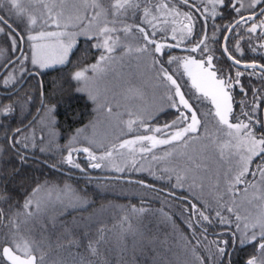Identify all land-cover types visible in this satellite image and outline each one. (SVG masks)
I'll return each mask as SVG.
<instances>
[{
	"label": "trees",
	"instance_id": "obj_1",
	"mask_svg": "<svg viewBox=\"0 0 264 264\" xmlns=\"http://www.w3.org/2000/svg\"><path fill=\"white\" fill-rule=\"evenodd\" d=\"M191 2L192 0H189V3ZM176 6L185 12L190 11L188 7L179 4ZM197 6L201 8L198 3ZM259 8H256V11ZM217 12L222 13V16H217L214 20L208 19L207 34L210 37L215 34L218 42L209 40L208 47L213 50L210 53L214 56L213 64L218 68L222 67L224 74L232 77L231 83L235 84L237 71L243 73L239 84L231 90L234 113L240 116L244 103L253 102L254 90H259L258 96H264V79L257 71L252 74V70L238 68L226 59L221 49L226 31H217V28H213V23L218 27L228 25L239 17L221 7ZM202 13V8L200 13L193 11L196 17L193 38L186 39L182 47L165 50L163 61L175 51L189 53L185 49L194 47L204 35L201 31ZM0 15L22 36L17 30V27L23 26L21 21L10 19L1 8ZM129 15L131 12L128 16L126 14L127 17ZM207 15L211 17L210 14ZM2 26L9 32L8 27ZM259 33L257 31L254 34L250 44L242 41L240 36H234L229 44L231 54L241 59V62L264 64V51L259 45ZM241 35L247 38L246 32H241ZM4 39L5 35L0 34V45H4L1 44ZM238 41L239 48L244 53L243 58L231 51ZM77 42L78 47L69 56L70 63L39 71L36 68H27L15 86H0V209L3 210L0 228L7 232L10 220L24 221V216L17 217L15 214L23 211L22 205L26 199L32 198L33 206L35 202L39 203L40 209L38 212L35 207L31 209L34 215L28 218L26 223L20 224V234L26 239L40 241L38 251L46 250V263H49L51 258L55 261L65 257L60 245L67 244L70 239L80 241L87 235L92 241L101 237L105 240L100 245V256L91 258L93 264H96L97 259L99 264H201L202 261L203 264H219L217 241H229L226 251L232 253L231 264H243L254 254V250L245 247L243 250L238 248L233 253V224H221L215 217V208L209 207L194 196L192 182H188L186 177L181 175L184 179L181 186L177 179L180 177L177 170L173 171L172 167L163 168V160L151 162L142 157V162H138L136 167H141L144 171L134 170L132 162L128 160L120 167L125 169L123 173L102 166L89 167L86 153L74 154V160L80 164L79 169L62 164L67 156V151L62 149L68 145L70 134L86 125L94 115L90 101L78 91L77 82L71 77L76 70L96 61L99 51L85 45L82 37ZM253 47L257 49L256 52L251 51ZM16 52L3 64L12 60L19 50ZM21 56L22 54L19 58ZM196 56L200 57L198 54ZM15 64L7 67L0 80ZM179 81L187 98L191 103H195V92L187 80L180 78ZM241 86L243 92L240 91ZM164 91L166 92V89ZM8 105H12L13 110L5 115L3 109ZM263 105H260L256 114V118L260 120ZM47 108L55 109L50 117L55 121L54 124L48 122ZM176 116V110L166 108L152 119L155 122L171 123ZM34 120L36 123H32ZM18 128L22 129V132L17 139L23 142L24 135L28 132H31L33 137L32 140L28 137V149L19 154L28 157L24 166L19 163V155L10 147L13 133ZM140 181L143 184L138 183ZM38 187L40 190L34 193L33 190ZM45 188L47 191H60L62 197L50 200L41 197L39 202L40 196L46 195ZM64 189L69 193L63 195ZM81 202L84 205L80 207L78 205ZM192 204L210 217V224L208 221L199 224L193 222L196 218L189 215ZM207 208L212 211H207ZM190 222H193L191 228L188 227ZM75 250L73 248V251ZM223 264H229L228 256L223 258Z\"/></svg>",
	"mask_w": 264,
	"mask_h": 264
},
{
	"label": "snow or ice",
	"instance_id": "obj_2",
	"mask_svg": "<svg viewBox=\"0 0 264 264\" xmlns=\"http://www.w3.org/2000/svg\"><path fill=\"white\" fill-rule=\"evenodd\" d=\"M7 2L10 11L15 10V14L20 16L22 20L26 18L25 26L34 34L28 36L29 42H32L31 51L30 55H25L19 45L23 37L19 33H16L11 25L6 24L4 17L0 16V25H5L9 28V32L5 33L4 28L0 27V34L8 37L12 52L19 50L22 53L21 58H18L16 62L9 61V64H19L21 76L17 77L13 73H9L8 77L3 80L4 87L15 86L20 81L24 71H26L24 68L25 62H30L37 71L55 64L70 63L69 56L78 47L77 41L80 37L83 38L85 45H90L92 49L99 51L101 54L95 64L81 68L73 73L71 79L77 82H87L89 78L86 74L89 71L94 74L103 71L102 65H107L113 60L118 50L123 49L127 55L142 56L150 54L156 57L153 61L154 66L157 68L161 81L166 82V86L171 93L168 96V107L176 109L177 116L171 123H165L162 127L156 128L150 127L145 121L141 120L138 123L144 126L145 131L153 134L136 135L133 139L123 140L119 145L120 149H128L130 154H134L136 152L135 146L140 145L139 153L144 155L152 153L153 149H157L159 146L182 144L191 139L194 134H198L201 128L204 127L201 117L197 114L198 109L193 107V103H190L189 99H186V94L181 90V85L177 83V79H174L175 73H170L169 71V67L175 63L177 70L182 67L184 73L191 79V87L201 94L200 96L193 94L194 102L203 103L205 99H210L211 104L214 106V112H210L209 114L215 118L217 131L220 134L219 139L223 141L222 143L218 141L220 148L219 155L221 157L227 155L230 162L235 161L231 170L226 174L228 184L225 186V195H227L229 190L236 189L239 185H244L245 191H247L248 186L251 184L259 193L255 198L264 201V120L256 118L258 108L261 104H264V96H258L259 90H254L253 102L251 104L244 103L241 115H235L231 90L235 85L239 84V78L243 73L240 71L236 72L235 84H233L231 83L232 77L226 76L222 67L218 68L213 64L214 56L210 54L213 50L208 47V41H218L215 34L211 37L207 34L208 19L214 20L217 16H222V13L216 11L217 7L228 9L238 16L239 19L234 20L228 25L218 27L213 23V28H217V31L222 29L229 33V35L223 37L225 43L222 51L228 56L233 65L243 67L246 70L250 69L252 70V74H255L256 70L259 69L261 78L264 79V64L252 62L242 65L241 59H237L235 55H232L229 49V44L234 36H240L242 41L250 44L254 38V34L260 29L258 38H264V7L260 8L259 13L256 12L258 6L264 5V0H248L247 6L241 0H208L212 13L211 17H209L206 14L207 7H205L204 13L201 14V31L204 35L195 43L194 47L185 49L190 54L182 60L179 57H169L168 60L163 62L161 60L165 55V50L172 47H180V43L183 41L177 42L174 45L158 42L156 36L160 34L164 37V30L158 32V25L155 22L158 20H161L164 24L170 22L173 25L171 27L173 33L172 39L175 40L177 35H180L184 39L190 40L193 38V29L196 23L193 11L196 13L201 12V8L197 6L196 0H192L191 3H189V0H116L107 9L103 7L100 0H82L86 13L89 8L95 10L94 14L90 17L87 14L84 16L78 14L65 16L63 9L66 0H48V2L38 0L45 10L39 14L32 13L30 7L33 5L26 6L24 0H7ZM177 4L182 7H188L190 11H179L176 7ZM141 9L143 12L142 17L136 15ZM129 10H131L132 18L138 19L139 23L135 25L123 24V20L129 18L126 16ZM245 11L250 12V14L245 16L243 14ZM109 16L112 18L109 19ZM181 16L188 23L183 24L181 22L180 26L177 27V18ZM169 17L172 18L171 21H169ZM85 20L88 21L87 25L84 24ZM249 23L250 27H246ZM73 27L78 30L72 31L71 28ZM149 28L151 31L148 30ZM48 29L56 30L50 31ZM237 29L241 31H237ZM241 32L247 33L246 39L241 35ZM129 40L132 43L126 44L125 41ZM39 41H48V43H39ZM93 41L95 43H92ZM260 47H264V45H260ZM49 51L54 54H48ZM231 51L238 53L241 58L244 56V53L239 48V41ZM251 51L256 52L257 49L253 47ZM196 54L200 56L199 59L196 58ZM0 67H7V65ZM78 91H83V89ZM240 91H244L243 86L240 87ZM89 98L93 101L96 99L91 93L89 94ZM41 105L43 107V100H41ZM12 110V105L5 106L3 114H10ZM54 110V108L46 109L49 114V124L55 123L50 118ZM32 123H36V121L34 120ZM134 123H137V121L129 120V128ZM21 132L22 129H16L10 142V147L17 155L21 151H26L29 147L27 143L28 137H25L23 142L17 139ZM62 150L67 151V156L63 159L62 164L79 169L80 164L74 160V154L86 153L89 167L100 168L102 162L111 160L116 147L113 146L111 150H106L103 155L97 156L89 147L73 148L70 141ZM41 151L43 152L44 149H41ZM170 155L172 154L165 153V156L162 157L153 155L152 159L163 160L166 156ZM27 160V156L19 155L21 166H24ZM251 165H255V168H251ZM132 167L136 171L145 170L141 167H136L135 160L132 161ZM195 167L199 169L200 164H195ZM115 170L121 173L125 171L124 168L120 167H116ZM249 176L253 178V181L258 182L259 188H257L256 183L248 180ZM177 179L182 186L183 179L179 176ZM138 183L143 184L142 181ZM39 190L38 187L33 192L35 193ZM217 207L219 210L215 213L216 219L221 224H230L231 221L222 216L221 212L227 211L229 214H233V208L228 207L226 204L223 206L217 205ZM190 208L189 215L196 218L193 221L194 223L199 224L202 221L211 223L210 217L205 215L204 211L197 208L195 204H192ZM22 209V212L15 215L17 217L24 216L26 218L24 221L17 222L16 220H10L7 232H4L0 228V264H46L48 254L38 255L39 246L34 241L26 239L20 234V224L26 223L27 219L34 215V212L31 211L33 209L32 198L24 201ZM35 209L37 212L39 211V203L35 204ZM133 210L135 211L136 209ZM206 210L212 211L211 208H207ZM2 216L3 210L0 209V217ZM235 220L236 231L231 234L233 253L238 248L243 250L245 247H251L254 250V254L250 255L243 264H264V207L254 217L242 218L236 215ZM193 222H190L188 227L191 228ZM0 224H2V220H0ZM100 231L103 232L104 230ZM84 241L87 242L85 243ZM104 242L103 237L92 241L88 239L87 235L83 236L80 241L70 239L67 244L60 245V248L65 253V257L53 261V264H69V262L70 264H93L91 258H98L100 256V245ZM216 244L219 264H223L225 256H228L229 264H231L232 253L226 251L229 241H217ZM221 244L223 246H220ZM73 248L76 250L73 251ZM96 264H99L98 259ZM201 264H203V261Z\"/></svg>",
	"mask_w": 264,
	"mask_h": 264
},
{
	"label": "rangeland",
	"instance_id": "obj_3",
	"mask_svg": "<svg viewBox=\"0 0 264 264\" xmlns=\"http://www.w3.org/2000/svg\"><path fill=\"white\" fill-rule=\"evenodd\" d=\"M24 2L26 6L33 5L30 7V11L32 13L39 14L40 12L45 11L38 0H24ZM45 2H48V0H45ZM100 2L103 7L107 9L111 4H114L116 0H100ZM196 2L201 5L203 11L205 7H207L206 14L211 15L212 8L208 5V0H196ZM241 2L246 6L248 4V0H241ZM0 8L4 10L10 19H13L15 22L18 20L23 23V26L21 28L17 27V30L21 32L24 38L25 49L23 50V53L25 55H30L32 42H29L28 36L33 35L34 33L26 28V18L22 20L20 16L15 14V10L9 11L7 0H0ZM218 8L219 7L216 8V11ZM177 9L181 12H185L182 9L180 10L178 7ZM63 11L65 16H74L77 14L84 16L87 14L90 17L94 14L95 10L89 8L86 13L82 0H66ZM130 12L131 10H129L128 13L130 14ZM244 13L246 14L249 12L245 11ZM136 15L142 17V9ZM154 15H156V13H154ZM111 18L112 17L109 16V19ZM171 19L172 18L169 17V21H171ZM139 22L140 21L138 19L132 18V13L129 15V19L123 20V24L135 25ZM181 22L183 24L188 23V21L181 16L177 18L176 26L179 27ZM87 23L88 21L85 20L84 24L87 25ZM155 23L158 25V32L160 30H164V37L160 34L156 36L158 42H165L169 45H174L177 42L183 41L180 43V47L184 45V41L186 39L182 36L177 35L175 40L172 39L173 33L171 31V27L173 25L170 22L168 24H164L161 20H158ZM0 27L3 26L0 25ZM248 27H250V23ZM48 30L55 31L56 29ZM71 30L76 31L78 29L73 27ZM148 30L151 31L150 28ZM257 31L260 32V29ZM4 32L8 33V30L4 29ZM2 43H4V45H0V66L4 65L3 63L9 56L17 53L11 51L10 40L7 36H5V39L1 41V44ZM39 43H48V41H39ZM93 43H95V41ZM125 43H132V41H125ZM259 45H264V38L260 39ZM261 49L264 51V47H261ZM48 54L51 55L54 53L49 51ZM100 54L101 53L99 52L98 58ZM189 54L190 53H180L175 51L171 55L169 54L167 58L165 57L166 59L164 60H168L169 57H179L182 60ZM196 58L199 59L200 57L196 56ZM155 59L156 57H153L150 54L142 56L127 55L125 54V51L121 49L115 53L113 60H111L107 65H102L103 71L95 74L89 71L86 74L89 78L87 82L76 81L77 89H83V91L79 92L83 93L90 101L94 110V115L91 120L86 123V125L75 129V131L70 134L68 144L71 141L73 148L89 147L97 156L103 155L106 150H111L113 146H115L116 150L113 152L111 160L102 162V167L111 169L125 165L128 160H130V162L135 160L137 164L138 162H142L140 161L142 160V157H145V160L154 162L155 160L152 159L153 155L162 157L165 156V153H171L172 155L166 156L165 159H163V168L172 167L173 171L177 170L180 178H182V176L186 177L188 182H192L194 189V192L192 193L194 196L196 195L198 200L204 201L209 207L215 208V211L219 210L217 205L223 206L226 204L228 207L233 208V214H229L227 211H222L221 215L231 221L233 224L231 231L234 233L236 231V215H239L242 218L254 217L258 214L261 208L264 207V201L255 198L259 195V193L251 186V184L248 186L247 191H245L244 185H239L236 189L229 190L227 195H225V186L228 184L226 174L231 170L235 161L230 162V160L226 158L228 157L227 155L224 157L219 155V143H222L223 141H220L219 139L220 134L217 131L215 118L209 114L210 112H214V106L211 104L210 99H205L203 103H193V107L198 109L197 114L201 117L204 127L201 128L198 134H194V136L186 142L174 146H159L157 149H153L152 153L144 155L139 153L140 145L135 146L136 152L134 154H130L128 149L119 148V145L123 142V140L133 139L136 135L153 134L145 131L144 126L138 123L139 121H145L152 128L162 127L165 123H169V121L155 122L152 119L161 110L169 108L168 96L171 95L168 87L166 86V82L161 81L157 68L154 66L153 61ZM96 61L82 68L89 67L90 65L95 64ZM57 65L60 64H55L51 67ZM24 68L26 70L27 68L29 69L35 67L32 66L30 62H25ZM169 71L170 73H175L174 79H177L178 84L181 85L179 80L180 78H184V80H187V83L191 86V79L186 73H184L182 67L177 70V65L174 63L169 67ZM9 73H13L15 76L20 77L21 72L19 70V64L16 63L7 70L5 75L1 77L0 86L3 87V80L8 77ZM165 89L166 92L164 91ZM191 89L195 92V96L201 95L192 87ZM181 90L184 92L183 85H181ZM90 93L92 96L96 97L94 101L89 98ZM186 99H188L187 96ZM158 118L159 117H157V119ZM45 119H47V116ZM129 120L137 121V123H134L132 127L129 128ZM31 134V132H28V134H25L24 136L29 137V139L32 140L33 137H31ZM195 164H200V168L197 169ZM178 167L181 170H178ZM250 167L254 169L255 165H251ZM248 180L256 183L257 188L260 187L258 182L253 181L251 176L248 177ZM47 188H45L44 191L46 195L40 196L39 202L41 201V197L46 198V200H50L55 197H62L59 194L60 191H47ZM62 192L63 195L69 193V191L65 189L64 191L62 190ZM221 197H223V199H221ZM35 203L33 209L35 207ZM83 205L84 203L81 202L78 206L81 207ZM33 241L36 245L40 244V241ZM46 253V250L37 252L38 255ZM46 264H53V258H51L50 262Z\"/></svg>",
	"mask_w": 264,
	"mask_h": 264
},
{
	"label": "water",
	"instance_id": "obj_4",
	"mask_svg": "<svg viewBox=\"0 0 264 264\" xmlns=\"http://www.w3.org/2000/svg\"><path fill=\"white\" fill-rule=\"evenodd\" d=\"M261 7H264V5H262ZM260 7V8H261ZM260 8L256 11L257 13H259V11H260ZM250 13H247V14H244L245 16H247V15H249ZM1 16V15H0ZM239 19V18H238ZM5 20V19H4ZM237 20V19H236ZM6 21V20H5ZM6 24H8V25H10L7 21H6ZM11 27H12V29H14L13 28V26L11 25ZM15 32L16 33H18L16 30H15ZM226 35H229V33L226 31L225 32V34H224V36H226ZM223 36V37H224ZM224 39H222V43H221V49L223 48V45H224ZM23 46H24V43H23V40L22 41H20V48L23 50ZM223 52V51H222ZM22 53H21V51H19L18 52V54L12 59V60H10V61H15L16 59H18L19 57H20V55H21ZM224 54V53H223ZM224 56L226 57V59L230 62V63H232L229 59H228V56L226 55V54H224ZM246 63H252V62H241V64L243 65V64H246ZM257 64H259V63H257ZM5 65H7V67L10 65L9 64V62L7 63V64H5ZM235 66V65H234ZM7 67H3L2 68V70L0 71V76L4 73V71L7 69ZM236 67H238V68H243V67H239V66H236ZM258 73H260L259 72V69H257L256 70ZM262 120H264V105H263V107H262Z\"/></svg>",
	"mask_w": 264,
	"mask_h": 264
}]
</instances>
